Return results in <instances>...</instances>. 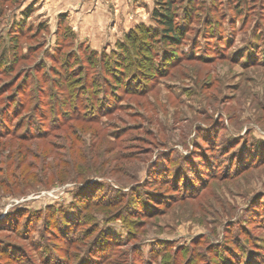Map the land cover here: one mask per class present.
Masks as SVG:
<instances>
[{
	"label": "rangeland",
	"instance_id": "1",
	"mask_svg": "<svg viewBox=\"0 0 264 264\" xmlns=\"http://www.w3.org/2000/svg\"><path fill=\"white\" fill-rule=\"evenodd\" d=\"M155 1L0 0V113L39 89L51 107L98 120L76 122L87 145L60 180L35 172L15 186L6 170L28 144L0 137V264H264V0H176V46L140 32L159 27ZM129 35L141 47L125 68L136 80L111 95L100 65L126 60L117 49ZM82 51L101 59L83 65L98 86L56 103L61 78L52 88L45 78ZM102 93L111 104L97 108ZM35 103L10 128L55 119L31 121Z\"/></svg>",
	"mask_w": 264,
	"mask_h": 264
},
{
	"label": "trees",
	"instance_id": "2",
	"mask_svg": "<svg viewBox=\"0 0 264 264\" xmlns=\"http://www.w3.org/2000/svg\"><path fill=\"white\" fill-rule=\"evenodd\" d=\"M175 2L176 0H156L155 1L156 6L153 9V20L159 27L158 29L151 30V31L145 28L140 29L141 34H145L146 36H148V37H145L147 40H149L148 39L149 37H153L154 36L153 33H154V34H157L158 36H161L160 38L162 39L161 41H159L161 45L163 44V45L176 46L177 44L180 43V38H181V35L179 32L180 28L176 24V21H175L176 13L172 9V6L174 5ZM64 30L65 32L62 34L63 37L71 36L72 33L71 31H69L70 29L67 28ZM153 40L151 43L154 45L155 41ZM126 44H127V47L126 46L123 47L119 45L117 49L118 54L120 52V56H123L126 60L120 61L119 59H113L112 56L108 57L111 59L108 61H110L114 65V68H112V70L108 69L109 67L105 63L106 62L105 58L102 59V65H100L102 66V68H105L103 69L104 78L111 76V78L114 80L113 83L111 84L112 85L111 86L112 88H110L111 90L108 91L110 92L111 95H114L116 93V89H122L123 83H124L123 84L124 88H128L136 80L134 77H131L129 79L126 77V75L129 74L131 70L125 69V68L128 65L127 58L129 57V52L133 50L137 52V55L140 56L141 47L138 48V46L135 45L134 37L131 35H129L128 40L125 41L124 45ZM129 44L130 46H132V48L129 47ZM61 45H59L58 48H60ZM82 53L83 55L74 56V62H72L69 57H66L64 61L62 60L60 62L61 64L60 69L62 71L51 72V74H55V76L54 77L51 76L49 79L45 78V82L50 84L51 88L55 86L57 87V90L59 91V92L57 91L51 92L53 94V97L56 103L58 102L67 103L66 99H75V98L78 99L79 96H81L82 93L84 92L90 95L94 94L93 93L95 90L94 88L98 86L99 79L96 77V75L94 76L91 75L92 77H88L89 75H87L86 67H84L83 65L84 63H87L90 65L96 66L95 64H98V63L100 64L101 59L100 61H98L96 57H94L96 55L93 54L91 51L87 54H84V51H82ZM155 53L157 54V51L152 49L151 54L154 55ZM1 58L3 59L2 64L4 67H2V69L0 68V70H3V68H5L6 64L8 63V60H6L5 56H2ZM57 62L59 63V60ZM117 67L119 68L124 67V69L121 72V70L118 69ZM63 68L66 69L64 73H63ZM74 71H76V73L80 75H77V77H74L75 76L73 75ZM59 76L61 78L59 79V81L58 79H54ZM52 81H58V82L57 84H54L52 86ZM59 86L60 88H58ZM42 90H43L42 92H44V88ZM134 90L137 91V89H134ZM37 92H38L37 97H34V95L30 96V95L25 94V95H22V97L17 96L14 102H13L14 96L9 98L8 101L11 100L9 102L10 106L11 105L14 106L13 104L17 103V107L14 110L12 108V111H8L7 113L8 115H5V112L2 114L0 113V119H1L0 137H6V135H10L11 137H14L17 140H19L21 144L22 143L28 144L25 148L22 147V149L21 148L17 149V152H16L17 159L15 161V166L13 168L15 172L14 170H12L11 167L6 170V173L14 179L12 183L15 186L19 185L18 182H20L21 184L25 183V181L29 177H36L35 172H38V173L41 172L42 179L48 178L47 180H49V177L51 176L52 178L54 177L55 180H60L56 176L57 168L59 166L61 167V164L66 163L67 160L71 161V155H73V157H80L83 152L81 150V147L83 145H87L86 141L82 139L81 135H79V132H77V131L82 130L84 126L79 127L75 125L76 122L77 123L79 122L85 123L86 121L87 122L89 121V123L98 122L96 117L91 116L89 118L88 117L85 118L84 115L80 113V111H77V112L75 111L71 113V112H67L64 107L62 109H57V106H56L57 104L51 107L50 105H48V103H46L45 99H42L43 94L41 95V91L38 89ZM98 93L99 92H97L96 94ZM44 94L46 96L48 95L46 92H44ZM101 98L102 99L100 98L97 99V101H99L97 104V108H100V106L103 104L99 105V103H102L106 99L103 93H102ZM36 100H38V103H35V104H38V105L33 107L30 120L34 121L35 118L38 117L37 119L41 121L43 120V118L47 117L49 114L56 116L55 119L49 121L48 125H44V123L42 122L40 123L38 122L40 124V125L38 124V127H36V125L35 126L33 125V127L32 125H29L24 130V132H19L17 130L10 128V123H12L13 119L17 118L20 115V112H21L20 110L24 108V105L27 102L36 101ZM20 101H24V103ZM110 101L108 102L107 100H105L104 102L105 103L107 102V105L110 106L111 104ZM66 105H69V104L67 103ZM38 106H41L42 109L37 110ZM106 108L108 107L106 106ZM56 131H62L59 135L61 138V143H62L60 147H58V143L51 141L52 140L51 136L54 134L53 132H56ZM74 143H78L81 145L79 146V148H76L73 153L70 154V157L68 156L64 158L63 155L59 156V154L56 153V150L58 149H59L58 152H61L60 150H67V152H71V149H73ZM60 182H63V181H60ZM109 204L111 206V205H114L115 203H109ZM65 221H66V225L68 226L70 224V220L66 218ZM79 224L81 223H78V225ZM48 226L52 227L51 223H49ZM64 226L57 227L59 230V233L61 232L63 234H66V226L65 227ZM50 230L53 231V229H50ZM59 240L61 241V238H59L58 241ZM81 258L82 257L79 255V259ZM48 263L49 262H47V264ZM43 264H46V262H44ZM77 264H80V262L79 263L77 262Z\"/></svg>",
	"mask_w": 264,
	"mask_h": 264
}]
</instances>
